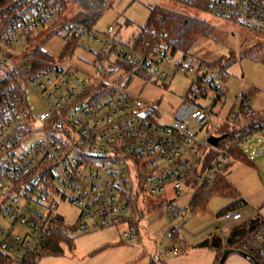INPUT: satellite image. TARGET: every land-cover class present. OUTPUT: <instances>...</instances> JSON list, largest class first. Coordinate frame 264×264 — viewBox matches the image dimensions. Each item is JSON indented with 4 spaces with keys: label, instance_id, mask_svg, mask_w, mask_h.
<instances>
[{
    "label": "built area",
    "instance_id": "2783aa9c",
    "mask_svg": "<svg viewBox=\"0 0 264 264\" xmlns=\"http://www.w3.org/2000/svg\"><path fill=\"white\" fill-rule=\"evenodd\" d=\"M73 1L82 7L78 12H94L83 8L87 7L95 13L109 2ZM179 1L201 5L217 20L264 35V0ZM29 5H33L31 11L21 14L20 8ZM66 8V0H11L0 9V15L15 12L14 25L0 37V65L10 63L16 47L28 42L38 28L59 22ZM60 28L92 52L93 71L56 62L24 78L26 94L31 89L44 104L37 115L20 107L14 85L0 89V264H30L37 257L54 225L59 201L79 209L74 226L79 234L126 226L125 240L141 239L140 217L147 198L158 201L153 211L176 221L151 256L153 264H161L162 242L173 240L196 211L199 190L215 182L245 143L256 136L264 138V117L253 107L257 92L240 91L228 115L213 126V133L198 138L196 127L205 128L216 106L227 103L223 80L211 73L206 62L165 46H135L132 39L123 41L115 26L100 31L69 19ZM88 43L97 45V51L86 47ZM119 59L141 69L151 82L190 78L195 98L210 93L211 103L186 102L170 124H162L144 113L147 104L127 87H116V93L93 101L95 94L88 91L100 73ZM25 65H29L28 56L22 66L11 64L9 71L20 73ZM104 82L111 84V79ZM239 122L243 129L237 128ZM226 124L231 132L245 131L217 147L210 145L207 138L220 136L218 131ZM38 134L42 138L37 139ZM168 187L173 198H166ZM188 190L190 203L180 207L177 199ZM224 218L237 222L242 215L226 212ZM73 233L70 228L66 231L69 236ZM243 251L264 256V227ZM169 252L180 253L177 247Z\"/></svg>",
    "mask_w": 264,
    "mask_h": 264
},
{
    "label": "rangeland",
    "instance_id": "374dc122",
    "mask_svg": "<svg viewBox=\"0 0 264 264\" xmlns=\"http://www.w3.org/2000/svg\"><path fill=\"white\" fill-rule=\"evenodd\" d=\"M66 4L67 8L60 14L59 22L54 21L50 25L38 28L34 35L29 36L28 42L16 47L14 58L10 63L0 65V79L12 68L11 64L22 66V60L37 47H43L56 58L68 51L69 38L64 33L52 34L82 7L73 0H66ZM155 7L194 17L213 26L212 35L208 39L198 41L189 50V55L209 64L221 62V65L211 69V73L219 77L223 68L226 71L227 79L222 81L221 85L227 89V103L225 106H216L205 128L196 127L198 138L213 133V126L220 124L228 115L231 102L235 100L240 91L252 89L256 91L257 94L253 97V107L257 108L260 113H264V35L262 34L248 31L233 22L217 20L209 15L203 6L188 5L179 0H109L104 10L96 12L99 19L95 29L103 31L109 26H115L120 32L121 39L125 42L129 41L146 26ZM126 21H130L131 25L124 26ZM88 46L94 51L98 49V46L93 43H88L86 47ZM93 61L92 52L81 46L74 50L73 58L67 60L66 63L79 69L93 71ZM121 74L119 72L114 77ZM146 78L143 76L132 78L131 75H126L122 81L117 83V87L120 89L127 87L131 94L143 100L147 104L144 113H149L152 118L162 124H170L178 108L186 102L194 103L196 100L195 102L200 106L211 103L212 94L210 93L201 97L200 100L195 98L191 92L190 78L176 76L170 81L160 83L149 82ZM27 99L34 115L44 109L43 102L31 89L27 91ZM36 138H42V135L38 134ZM261 146H263V152L253 155L252 153L260 150ZM243 151L248 156H253L257 168L253 169L245 164L235 163L227 177L241 190L250 209L261 212L264 216V138L258 136L253 139L243 146ZM174 196L172 188L168 187L166 198ZM191 197L192 192L188 190L183 196L178 197L177 204L184 207L190 203ZM157 203L156 199L147 198V210L145 209L140 217V230L142 234L143 229H149L154 239L160 243L166 231L173 227L176 221L153 211ZM227 203L228 200L222 196L212 197L207 213L194 212L188 216L183 227L186 233L190 237L199 239L214 233L215 225L223 229L235 225L224 218V213L220 214ZM78 215L79 209L76 206L59 201L53 216L63 218L66 225L74 231L71 246L69 243H63L61 256L45 257L37 264H152L150 256L144 255L143 248L136 240L129 241L127 245H118L119 232L126 226L79 234L72 228L77 224Z\"/></svg>",
    "mask_w": 264,
    "mask_h": 264
},
{
    "label": "trees",
    "instance_id": "16d2710c",
    "mask_svg": "<svg viewBox=\"0 0 264 264\" xmlns=\"http://www.w3.org/2000/svg\"><path fill=\"white\" fill-rule=\"evenodd\" d=\"M10 3L11 0H0V9L8 6ZM32 6L33 5L27 6L25 10L20 8V13H29L32 9ZM14 16L15 12L0 15V37L4 36V34L8 32L9 28L14 25ZM70 19L94 27L98 22L99 15L95 12L81 11L76 13ZM130 25V21H126L124 26ZM212 32L213 26L205 21L190 16H184L176 12L164 10L160 7H155L151 12L146 26L142 28L141 31L132 38V40L135 46L145 44L149 46H165L166 48H171L174 52H181L185 55H189V50L195 44H197L198 41L208 39L212 35ZM61 33L62 28H59L52 35H60ZM81 46L82 44L79 43L76 38L73 37L69 39L68 51L64 52L59 58H56L43 47L35 48L28 55L29 65L31 67L29 65H25L22 67L20 73L17 74L14 71H9L5 77L0 80V89L6 85H14L18 93L20 107L24 108L25 110L30 109L24 78H29L38 71L44 70L56 62L66 63L67 60L73 58L74 50ZM8 56L11 57L12 55L9 53ZM207 64L212 69L221 65V62ZM119 72L122 74L114 77ZM142 72L143 71L141 69L136 68L129 62L120 59L116 60L110 63L109 69H106L104 72L100 73V78L96 79V82L90 88L87 94H95L93 101H98L108 94H114L117 92V83L122 81L123 77L126 75H131L132 78L144 76L147 77V81L151 82L150 77L146 76ZM219 78L223 81H226L227 73L224 71V68L219 73ZM106 79H111V84H106L104 82ZM252 91L254 90H249V92ZM1 106L0 100V107ZM242 131L245 130L231 132L230 125L226 124L218 131V135H227L225 140L227 141L228 139L237 136ZM234 163H244L246 165L252 164V162L249 160V157L244 154L242 150H237L234 161L227 165V167L224 169V172L219 174L215 182L211 185L203 186L199 190L195 198V200L199 202V205L194 206L196 207L195 212L206 213L208 211L209 201L214 196H222L226 199L233 200L232 204L227 208L224 214L229 212L231 209H235L237 205L244 203L238 190L226 179V174L234 165ZM53 223L54 225L49 229L47 239L45 240L41 251L37 254L36 258L31 260L30 264H37L39 260L45 257L61 256L63 254V243H69L71 246V242L73 240L72 236L66 234V231L70 227L66 225L63 218L56 217V219L53 220ZM263 227L264 220L260 216L247 223L235 225L229 232V238L231 242L223 249L233 248L243 251V246L248 243ZM72 228L76 229L75 227ZM201 246L221 248V240L220 238L213 237L204 241ZM223 249H221V252L218 256L217 264H219L223 255ZM253 257L263 264L262 256L255 255Z\"/></svg>",
    "mask_w": 264,
    "mask_h": 264
},
{
    "label": "crops",
    "instance_id": "0c3cea01",
    "mask_svg": "<svg viewBox=\"0 0 264 264\" xmlns=\"http://www.w3.org/2000/svg\"><path fill=\"white\" fill-rule=\"evenodd\" d=\"M254 109L256 111L258 110L257 108H254ZM257 112H259V110ZM260 114L264 117V113H260ZM238 127H241V129H243V124L241 122H239L237 124V128ZM215 135H217V134H215ZM257 137L258 136L252 138L247 143H249L250 141H252L253 139H255ZM247 143H245V144H247ZM243 146H242L241 150L244 154H246L243 151ZM259 153H261V151L256 150L252 154L258 155ZM248 157H249V160L252 162V164L247 165V166L250 168L256 169L257 165L254 162L253 156H251V157L248 156ZM242 164H244V163H242ZM233 166L229 169L227 174L230 172V170L233 168ZM227 174H226V179L238 190V192L241 195V198L244 201V203L237 205L235 207V209H231L229 211V212L240 213L242 215V218L239 221L233 222V223L235 225L244 224V223H247V222L255 219L258 216H260L264 220V216L261 214V212L254 211V209L253 210L250 209L248 202L243 198L241 190L237 187V185L230 178L227 177ZM227 200H228V203L225 206V208L220 212V214L224 213L227 210V208L233 202V200H230V199H227ZM208 211H209V208H208ZM235 225H231V227H227L224 229L218 225H215V232L214 233H210L208 236H202L199 239H196V237H190V235L186 233L187 231L184 228H182L173 240H167L166 239L162 242L163 256H162V263L161 264H217V259H218L220 252H221V249H223L227 244H229L228 243V239H230L229 238V232H230L231 228H233ZM122 231H123V229L119 232L120 242H118V245H120V246L129 244L128 243L129 241L125 240L122 237ZM213 237L214 238L215 237L220 238L221 248L220 247L211 248V247H202L201 246V244L204 241L211 239ZM135 240L143 248L144 255L147 254L150 256V258L152 255H154L158 252L160 244H161V242L158 243L154 239V235L152 234V232L149 229L148 230L143 229V232L141 234V239H135ZM166 241H168V243L165 244L164 242H166ZM172 247H177L179 249V251H180L179 255L175 256L169 252V250ZM223 250H225V249H223ZM262 262L264 264V256L262 257ZM151 263H152V261H151ZM224 264H253V263L251 261L243 258L242 256H239L237 254H231L228 256V258L226 259Z\"/></svg>",
    "mask_w": 264,
    "mask_h": 264
},
{
    "label": "water",
    "instance_id": "95a60500",
    "mask_svg": "<svg viewBox=\"0 0 264 264\" xmlns=\"http://www.w3.org/2000/svg\"><path fill=\"white\" fill-rule=\"evenodd\" d=\"M86 11H96L95 9H89L87 7H83ZM227 138V135H222V136H210L209 138H207V142L210 144V145H213L215 147H217L219 145V143L226 139ZM231 240L228 239V243H230ZM231 254H237L239 256H242L243 258L251 261L253 264H262L260 263L257 259H255L252 255L244 252V251H241V250H237V249H233V248H227L224 250L223 252V255L220 259V262L219 264H224L226 259L228 258L229 255Z\"/></svg>",
    "mask_w": 264,
    "mask_h": 264
}]
</instances>
